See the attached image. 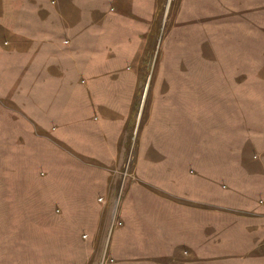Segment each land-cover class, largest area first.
Returning <instances> with one entry per match:
<instances>
[{"label":"rangeland","instance_id":"374dc122","mask_svg":"<svg viewBox=\"0 0 264 264\" xmlns=\"http://www.w3.org/2000/svg\"><path fill=\"white\" fill-rule=\"evenodd\" d=\"M186 4L185 0H0V147L27 152L16 154L12 164L6 161L8 156L0 157V169L32 170L31 180H42L55 169L49 154L57 150L63 154L59 169L79 175L74 202L87 201L86 192L93 188L95 201L103 207L95 210L99 219L94 220L87 219L89 208L61 209L55 203L52 211L62 215L64 226L62 258H55L54 250L42 251L44 242H31V256L23 258L17 255L22 249L17 251L15 242L17 254L9 264H117L110 254V239L122 224L119 203L130 200L133 187L154 190L151 176L158 177L161 168L160 162L151 161V154L162 158L175 149L167 146V136L182 130L183 117L196 136L206 128L199 121L204 109L214 104L217 90L231 88L230 75L239 72L235 63L247 57V50L231 49L230 34L220 31L223 28L217 27L213 12L205 16ZM47 67L71 77L73 91L78 90L76 100L70 99L72 92H62L58 106L55 93L64 81H41ZM65 99L67 107L93 110L90 128L71 131L52 125L45 129L35 116L22 113L24 108L44 104L46 111L65 108ZM103 107L120 112L111 114L104 126L98 113ZM22 116L27 118L25 128ZM11 121L20 129H12ZM98 125L107 143L102 156L108 160L89 152L94 141L89 135L93 137V126ZM44 148L48 157L42 155ZM190 164L189 172L194 174V163ZM41 186L36 194L32 187L30 216L9 224L14 234L25 228L30 236L47 234L49 239L44 231L51 224L38 218L47 210L34 207L55 200V189ZM73 191H63L64 207L73 201ZM93 223H98V229ZM87 226L94 229L93 235ZM76 227L79 236L70 241Z\"/></svg>","mask_w":264,"mask_h":264},{"label":"crops","instance_id":"0c3cea01","mask_svg":"<svg viewBox=\"0 0 264 264\" xmlns=\"http://www.w3.org/2000/svg\"><path fill=\"white\" fill-rule=\"evenodd\" d=\"M186 3L189 8L206 13L205 16L213 12L217 27L223 28L220 31L230 34L231 49L247 50V57L235 63L239 72L230 75L231 88L217 90L214 104L204 109L199 121L206 128L196 136L183 117L182 130L171 133V127V135L167 136V146L175 149L160 154L162 158L159 153L151 154V161L160 162L161 168L158 177L151 176L154 190L133 187L131 193L135 197L131 195L130 200L119 203L118 218L122 224L113 230L110 254L118 259L117 264H264V0H185ZM40 78L64 81L55 93L58 106L62 104V92H72L71 100L78 96L67 75H57L47 67ZM188 103L190 109L191 102ZM71 105L67 107L66 103L65 108L57 106L49 111L45 110V104L38 109L25 110L23 106L22 113L35 116V121L43 123L45 129L52 125L71 131L90 128L89 115L93 110ZM117 112L120 113L116 108L100 109L101 124L104 126L108 117ZM26 121L22 116L21 127H26ZM14 123L8 124L12 129H20ZM93 128V137H89L94 141L89 152L103 158L107 144L104 133L101 125ZM95 128L99 134H95ZM108 131L113 136V131ZM42 152L43 157H48L45 148ZM54 152L53 156L49 154V160L56 163L55 169H50L42 180H31L32 170L0 169V264H9L10 258L16 256L15 242L17 251L20 248L23 252L17 255L22 254L23 258H30L31 242L36 245L44 242L40 250H54L53 256L62 258L64 226L62 215L52 211L55 203L61 209H73L77 205L89 208L87 219L89 216L99 219L95 210L103 207L95 201L93 188L86 192L87 201L75 203L74 198L79 194L78 172L59 169L58 161L63 160V154ZM19 153L27 152L14 146L0 147V157L8 156L6 161H11L10 164ZM190 163H194L197 171L194 174L189 172ZM40 185L55 189V200L46 199L47 203L38 202V207H34L47 210L38 213V218L48 219L51 224L44 231L49 239L47 234L30 236L25 228L14 234L9 224L30 216L32 187L36 194ZM63 191H73V201L65 207ZM2 225L6 226L5 233ZM91 225L98 229V223ZM92 227L87 226L86 230L93 235ZM79 229L76 227L72 232L70 241L77 240ZM51 233L54 239H50Z\"/></svg>","mask_w":264,"mask_h":264}]
</instances>
